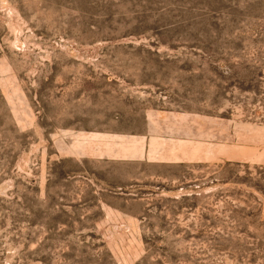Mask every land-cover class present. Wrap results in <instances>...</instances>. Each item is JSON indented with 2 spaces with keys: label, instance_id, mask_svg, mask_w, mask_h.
I'll list each match as a JSON object with an SVG mask.
<instances>
[{
  "label": "rangeland",
  "instance_id": "1",
  "mask_svg": "<svg viewBox=\"0 0 264 264\" xmlns=\"http://www.w3.org/2000/svg\"><path fill=\"white\" fill-rule=\"evenodd\" d=\"M0 264H264V0H0Z\"/></svg>",
  "mask_w": 264,
  "mask_h": 264
}]
</instances>
